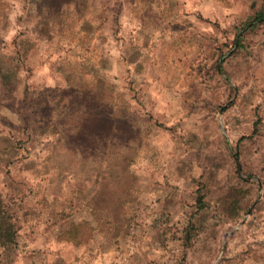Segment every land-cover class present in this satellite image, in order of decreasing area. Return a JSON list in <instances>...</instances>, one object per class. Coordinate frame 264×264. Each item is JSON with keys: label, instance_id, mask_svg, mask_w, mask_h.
<instances>
[{"label": "rangeland", "instance_id": "rangeland-1", "mask_svg": "<svg viewBox=\"0 0 264 264\" xmlns=\"http://www.w3.org/2000/svg\"><path fill=\"white\" fill-rule=\"evenodd\" d=\"M264 0H0V264H264Z\"/></svg>", "mask_w": 264, "mask_h": 264}, {"label": "trees", "instance_id": "trees-1", "mask_svg": "<svg viewBox=\"0 0 264 264\" xmlns=\"http://www.w3.org/2000/svg\"><path fill=\"white\" fill-rule=\"evenodd\" d=\"M264 19L263 16L256 15L254 20L249 23L252 26L254 23L262 21ZM14 229L12 224L8 223L7 220L1 218L0 219V244L2 246H7L12 243L14 240Z\"/></svg>", "mask_w": 264, "mask_h": 264}]
</instances>
